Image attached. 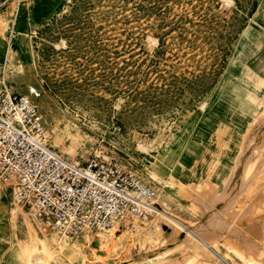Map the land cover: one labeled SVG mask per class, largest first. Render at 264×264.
Masks as SVG:
<instances>
[{
	"label": "rangeland",
	"instance_id": "1",
	"mask_svg": "<svg viewBox=\"0 0 264 264\" xmlns=\"http://www.w3.org/2000/svg\"><path fill=\"white\" fill-rule=\"evenodd\" d=\"M251 2L63 0L45 21L27 25L25 6L0 16V86L32 98L63 155L118 160L166 212L95 251L96 234L51 228L0 181V264H264V21Z\"/></svg>",
	"mask_w": 264,
	"mask_h": 264
},
{
	"label": "built area",
	"instance_id": "2",
	"mask_svg": "<svg viewBox=\"0 0 264 264\" xmlns=\"http://www.w3.org/2000/svg\"><path fill=\"white\" fill-rule=\"evenodd\" d=\"M0 181L41 222L69 236L129 229L160 211L154 187L135 170L113 158L71 160L58 151L38 105L7 82L0 86Z\"/></svg>",
	"mask_w": 264,
	"mask_h": 264
},
{
	"label": "crops",
	"instance_id": "3",
	"mask_svg": "<svg viewBox=\"0 0 264 264\" xmlns=\"http://www.w3.org/2000/svg\"><path fill=\"white\" fill-rule=\"evenodd\" d=\"M62 1L63 0H0V16L6 18L9 14H11V17H14L15 20L19 15L21 7L25 6V20L27 25L30 24L31 21H45L59 9ZM250 6L254 7V11L251 13L252 18L264 21V12L262 13L260 11L261 9L264 10V7L262 8V6H264V0H252ZM26 27H24V30ZM14 31L16 30L14 29ZM4 187L6 186L4 185ZM6 188H3L4 193L7 191ZM9 209L10 206L2 199V194L0 191V252L1 231L2 227L3 229L7 228V219H5V214L7 213V210L9 212ZM8 221V228L10 229V216ZM12 241H14V238L11 237V233H9L7 239L8 247H10L11 243H13Z\"/></svg>",
	"mask_w": 264,
	"mask_h": 264
},
{
	"label": "bare ground",
	"instance_id": "4",
	"mask_svg": "<svg viewBox=\"0 0 264 264\" xmlns=\"http://www.w3.org/2000/svg\"><path fill=\"white\" fill-rule=\"evenodd\" d=\"M12 6H13V4H12ZM19 14H20V12H19ZM20 19V17H18L17 18V20H19ZM2 22V21H1ZM166 214V212L165 211H163V212H160L159 214ZM168 215V214H167ZM112 229V230H111ZM111 229H108V230H111L110 232H108V233H100V232H98V233H96V238L95 239H93L94 241H95V243H94V246H93V249L96 251V250H101L102 249V246H105L107 243H108V241L110 240V239H113V238H115L117 235V233L114 231V229L115 228H111ZM115 239H117V238H115ZM35 240H36V242L38 241V245L37 246H40V243H42V241L38 238V237H36L35 238ZM197 240V239H196ZM195 241V240H194ZM197 242H198V240H197ZM187 243V242H186ZM13 245V247L14 248H16L17 246H21V244H19V242L18 241H16V239H15V241H13V243H12ZM199 244V243H198ZM22 247V246H21ZM44 247V245L43 246H40V248H43ZM191 248V247H190ZM22 250V249H21ZM78 250V249H77ZM173 250V249H172ZM192 250V249H191ZM79 251V250H78ZM172 252V251H171ZM161 253V252H160ZM194 253V252H193ZM192 253V254H193ZM194 254H196V253H194ZM194 254H193V256H194ZM198 254V253H197ZM156 257H158L157 256V254H154V255H152V258L154 259V258H156ZM13 260V259H12ZM35 260H38L37 258L35 259ZM168 261V260H167ZM170 261V260H169ZM169 261H168V263H169ZM166 262V261H165ZM171 262V261H170ZM164 263V262H163ZM64 264H70L69 263V261H65L64 262Z\"/></svg>",
	"mask_w": 264,
	"mask_h": 264
}]
</instances>
